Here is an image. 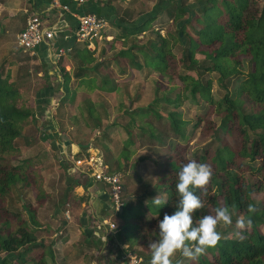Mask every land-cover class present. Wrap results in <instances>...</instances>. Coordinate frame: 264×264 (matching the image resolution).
I'll return each instance as SVG.
<instances>
[{
  "label": "trees",
  "instance_id": "trees-1",
  "mask_svg": "<svg viewBox=\"0 0 264 264\" xmlns=\"http://www.w3.org/2000/svg\"><path fill=\"white\" fill-rule=\"evenodd\" d=\"M162 2L169 6L166 11L162 9L172 20L175 36L170 33L163 37L155 31L157 39L137 44V37L153 29L150 25L159 14L130 28L123 27L120 20L115 24L121 32L119 39L129 44L126 51L117 55L121 75L126 65L131 70L147 68L162 76L175 73L184 91L189 89L191 98L198 95L212 107L217 122L208 120L200 127L201 121L197 120L193 130L201 128L198 138L207 137L210 142L205 148L195 147L190 152L192 135L188 136L186 129L191 121L182 120L178 113L184 100H165L172 108L165 113L169 132L173 135L169 140L151 124H136V119L150 115L161 119L153 105L142 113L132 111L128 124L123 126L129 138L123 145L121 161L130 162L138 154L143 136L159 145V151H165L166 146L171 149L166 150L164 158L153 159L156 172L142 184L143 191L138 198H127L130 193L125 196L124 207L117 214L121 221L118 227L115 225L116 238L133 256L141 257L139 254L143 253L151 256L149 243L159 238L158 222L166 213L171 215L178 203L175 188L178 173L189 160H196L211 166L213 175L205 189H194L204 207L194 213L193 219L209 215L210 209L214 212L218 207L228 206L233 224L221 232L222 239L215 247L207 249L196 260L177 253L173 264H264V3L255 14L249 0H198L194 7L183 4L182 0ZM188 28L196 37L187 31ZM177 45L182 48L183 55L176 63L173 50ZM77 47H82V51ZM69 48L68 55L74 56L76 68L73 77L79 81L77 89L86 93H120L110 81L113 77L103 68L105 62L96 65L94 54L85 46L74 43ZM199 53L205 55L208 66H202V61L197 59ZM140 57L144 62L142 66ZM245 58L251 59L253 64L246 74L239 69ZM189 72L198 77L194 79ZM205 72L217 74L218 86L223 91L220 100L213 98L210 85L203 81ZM106 73L109 76L102 78ZM61 74L63 107L60 111L74 102L70 100L71 75L64 68ZM89 75L93 77L92 84L85 85L83 78ZM243 75V79L238 78ZM135 101L130 102L134 105ZM90 105L86 110L93 120L92 114L99 104ZM127 113H122V118ZM34 116L35 107L22 98L18 84L11 82L0 66V264H53L55 261V241L47 238L49 231L38 219L39 209L50 199L40 166L31 159L13 163L16 153L21 156L26 152L17 143L23 137V130L35 123ZM136 126L139 136L136 131L129 130ZM122 167L120 164L119 169ZM22 194L31 197L30 200L23 202ZM158 195L165 201L160 206L152 202ZM250 204L256 209L254 213L248 212ZM240 216L250 218L251 224L242 230L236 228V235H232L231 229L235 228ZM109 248V245L105 248L108 256L111 255Z\"/></svg>",
  "mask_w": 264,
  "mask_h": 264
},
{
  "label": "crops",
  "instance_id": "crops-1",
  "mask_svg": "<svg viewBox=\"0 0 264 264\" xmlns=\"http://www.w3.org/2000/svg\"><path fill=\"white\" fill-rule=\"evenodd\" d=\"M84 1V5L78 6L73 0H63V3L68 5L70 10L69 12L61 13L59 9L52 8L51 0H0V66H2L4 74H6L8 79L20 86L22 84H27L29 79L30 83H33L35 81L33 79L34 76L40 79L37 81H39L41 85L40 91L42 92L39 91V93L36 94L38 96L34 99L36 104L34 116L35 125L37 124L36 128L38 132H40V141L47 142V145L51 149H54L56 160L61 162L60 165L63 171L65 169L62 177L63 188L61 189L62 198L59 200L60 202H54L52 208L48 211V218L41 219V211L47 209V206L52 201V195L48 192L50 194V199L47 204L38 211L39 221L49 231V236L47 238L51 241H55V261L53 264H128L125 259L133 254L128 252L126 246L120 245L118 238H116L115 229L109 227V222H115L109 187L100 181H95L92 176V170L86 167L83 161L90 157H94V159L100 163L97 165L96 170L119 173L123 186V179L131 178L129 174H131V162L133 164V161L131 160L127 163L121 160L119 161L124 146L121 145L119 138H115L109 133L111 127H104V120L101 117L95 118L93 116V120H91L88 111L85 112L83 110L84 108L86 110V107L79 106L77 110H73V102L70 104L71 108L69 106V108H64L61 111L64 115V119L57 121L55 119L56 112L54 114L50 113L53 108V106L51 107L53 103L51 98L52 88L50 85H47V81L50 83L52 75H54V73H61L62 68H64L71 75L70 86L74 83L77 88L79 81L73 77L76 69L75 63H73L74 60H72L74 56L69 57L68 55L66 60L64 59L56 63L52 51L59 47L69 48V46H73L75 43L77 17L82 15V13L97 16L102 15L103 18L105 17L110 23L109 25H111L103 34V40L95 44L96 52L94 53V58L97 59L101 57L99 61L97 60L96 65L106 59L108 62L113 61V59L108 57H105V59L103 53L102 55L100 54L103 50V48L101 49L100 47L102 42L107 46L105 47L107 48L106 51H118L115 56H117L119 52L126 51L129 48L127 42L119 39L121 32L115 28V24L118 23L119 20L122 21L123 27L130 28L132 25L141 24L150 16L148 15L149 13H146V15L137 19L133 24H128L126 23L127 21L121 20L117 16L115 8H112L109 4H104L107 0ZM31 16L39 17L43 29L50 30L56 25L60 28L59 33L54 36L50 42L41 44L36 50L35 56L24 54V52L18 48L9 47L4 43V36L14 32L17 37L26 27L28 18ZM111 21L113 24H111ZM145 33H142L139 37H142ZM139 37H137V39ZM77 50L82 51V47H77ZM20 54L32 59L30 62L36 61V65L40 66L42 71H35V73L33 71H24L22 73L21 70L23 66ZM104 67H107V62L104 63L103 68ZM14 69L18 70V74L15 76L13 72ZM26 69L29 68L26 67ZM101 77L106 78L107 76L103 74ZM92 78L93 77L90 75L85 76V78H83V83H85V85H91ZM60 79H62V77ZM110 81L115 84L113 78H110ZM62 82L63 80H61V84ZM70 91V100L72 102L75 101L74 99L77 98L76 95L78 93L74 94L73 89ZM23 93L25 94L26 91H24L21 86L20 94L22 97ZM97 94H101L102 96L109 95L108 93L98 91L86 93L84 90L83 92L80 91V94L77 96L81 95L92 98L96 97ZM87 101L88 100L85 101L84 105H90L91 102ZM92 104H95V102ZM97 112L98 111H96V113ZM98 126L101 128H98ZM97 128L100 131L103 130V134H105V132L108 133L107 141L104 142V144L100 141L95 142V137L92 136L87 145H82L75 139L76 135H72V137L69 136L72 132H83L84 134L93 135ZM33 145L31 140H26V145H24L26 147V152L32 149ZM79 156L83 157L80 159L83 164L77 166L76 162L80 160L76 158ZM64 162H67L69 165L68 168L63 167L62 164ZM120 164L124 166L121 169H119ZM40 169L43 170V166H40ZM138 172L137 170L131 174L133 175V180L131 179L133 181H131L133 186L131 185L128 187L130 195L127 198L129 199L138 198L142 192L139 187L141 182L136 180L138 177L136 173ZM79 173L85 177L82 178ZM140 176L143 177L142 175ZM43 177L45 179L44 175ZM81 180L83 183H81ZM125 188L124 186V190ZM67 198L68 200L66 201ZM108 245L111 246V248H109L111 250V252H109L111 253L110 256L106 254L107 249H105Z\"/></svg>",
  "mask_w": 264,
  "mask_h": 264
},
{
  "label": "rangeland",
  "instance_id": "rangeland-1",
  "mask_svg": "<svg viewBox=\"0 0 264 264\" xmlns=\"http://www.w3.org/2000/svg\"><path fill=\"white\" fill-rule=\"evenodd\" d=\"M102 1H105V0H102ZM182 1H183V4L190 5L193 7L197 6L198 4L197 2L198 0H182ZM249 1H250V7L252 8V12L255 14L258 13V11L262 7V4L264 3V0H249ZM106 2L112 8H115L117 12V16L121 20L127 21L126 23L128 24L129 23L133 24L135 21H137V19L146 15V13L147 14L149 13L148 15L150 17H153L156 14H159L160 17H158L156 21L153 22L152 25H150V28L151 29L153 28V29L146 31L145 35L137 39V44L139 46L142 44L144 45L149 40L157 39L156 32L160 33V35H163V37H165L167 34H170V33L173 36H175V30L172 27V20L168 19L167 13L165 12L166 9L169 8V6L163 3L162 0H107ZM109 26L111 27V25ZM187 31L190 34H192L193 37H196V35H194L195 33L190 28H188ZM4 38H5L4 43L7 46L18 48L16 45V35L14 32H12V34L9 33L5 35ZM100 47L101 49L103 48L102 50L103 52L101 51L100 54L102 55L103 53L105 55L103 56L104 58L108 57V58L113 59V61L108 62L107 59L105 58L106 60H104L102 63L107 62L108 68L104 67V70L105 72L109 73L111 77H113V80L115 81L114 85H116L120 93H117V94L115 93L111 95L109 94L107 96H102L101 94L99 95L97 94L96 97H92V98H87L86 96H81V95L77 96L78 94H80V91L83 92L84 90L77 89L76 85L72 83L70 88L73 89L74 94L78 93L76 95L77 98L74 99L75 101L73 103L74 104L73 110H77L79 106L86 107V109H88L90 105H84L86 100H88L87 102H91V104L94 102L95 103L97 102L99 106H97L96 108L97 110L94 109V113L92 115L95 118L101 117L104 120L103 121L104 127H108V126L111 127V131H109V133H111V135H113L115 138H119L121 145H124V143L127 141L129 136L127 135V132L123 130V126H126L128 124L129 119H130L129 116L132 113V111H135V112L137 111L138 113H142L143 109H146L149 106L153 105L155 107L154 108L155 113L158 115L161 114V116L159 117L161 119H158L153 115H150L148 117L143 118L142 120L136 119V124L139 123V125L142 124V126L143 124H146V123L151 124L153 128L156 130V132H159L161 134L163 133L165 138L169 140L171 137H173V135H171V132H169L168 121L165 118V113L167 114L171 112L172 108L165 104V100L171 99L174 101L176 100V98H180L184 101H183V106L181 110H178V113L181 115L182 120H185L187 122L191 121L189 123V126L186 129V134L188 136L192 135V141L190 142V145H191L190 152H192V150L195 147L205 148L206 146H208L207 144L210 142L209 138L207 137L198 138L201 128H197L196 130H193V125L197 122L198 119H200L201 121L200 127H202L205 124V121H208V120L209 122H213V123L217 122V119L214 117V115L211 112L212 107L208 105L206 101L201 99L198 95H196L195 99L191 98L189 89L188 91H184L183 84L176 77L175 73L169 74L167 76H162L161 74H158L147 68H142L141 71L131 70L129 69L130 66L126 65L125 73L124 75H121V69H120L121 67H119V64H118L121 62L117 58V56H115L118 51L116 52L115 50H112V51L109 50L110 52L106 51L107 48L105 47L107 46L105 45L104 42L101 43ZM182 52H183L182 48L178 45L173 50L176 63L181 59L183 55ZM66 57L64 58L65 60L67 59ZM100 58L101 57L97 58L96 60L99 61ZM21 59H22V66H23L22 67L23 69L21 70L22 73L24 71H27V72L33 71L34 73L35 71L36 72L42 71V68L36 65L35 63L36 61L30 62V60L32 59L25 57V55H21ZM197 59L202 61V66L204 64L205 66H208V64H206L207 61H205L204 54L199 53L197 55ZM250 61L252 62L251 59L245 58L243 60V63L239 67L240 71H242L245 74L248 71H250L253 65L250 63ZM139 63L141 66H142V63H144L142 57H140ZM26 67H28L29 69H26ZM17 71L18 70L16 69L13 70L14 76L18 74ZM107 73L106 75L109 76V74ZM188 74L194 79L198 77L193 72H189ZM244 75L238 76V78L243 79ZM61 77H62V74L60 72L58 74L54 73V75H52L51 77L50 83L47 81L48 83L47 85H50V87L52 88L51 98H52L53 103L51 104V107L53 106V108L51 109L50 113L54 114L56 112L55 119L57 121H60V119H64V115L60 111V108L63 107L60 101L61 93L63 91L62 87L59 85L62 80L60 79ZM202 78L204 82L210 85L211 94L213 95V98L215 100H220L223 97V91L218 86L217 74L216 73L208 74L205 72ZM33 79L35 80L33 83H30V79H29L27 84L21 85L24 91H26L25 94L23 93L22 98L26 100V102L30 104V106H34L36 108L34 99H36V97L38 96L36 94L39 93L41 85L39 81H37L40 79H38L36 76H34ZM18 86L21 87L19 84ZM231 92H232V88H231ZM131 100L133 101L136 100L134 105L131 104L130 102ZM121 102H123L122 107L119 109L118 105L121 104ZM66 108H69V106L67 105ZM83 110L87 112L85 108ZM96 111L98 112L96 113ZM126 111L128 112L127 113L128 115L122 118L121 114L122 113L125 114ZM36 125L34 123L33 125L27 126L22 132L23 133L22 139H20L17 143L18 145H21L22 147L26 148L24 145H26V140L29 139L34 144L32 146L33 148L23 153L21 156H20V153H16L14 155L13 163L17 164L18 161L22 159L23 161L27 159H31L38 166H43V170H41V174L45 176L44 186H45L46 191L50 192V194L52 195V199H51L52 201L47 206V209L41 211L40 218L45 219V218H48V215H49L48 211L52 208V204L54 202H60L59 200L62 198L61 197L62 195L61 189L63 188L62 177L64 174L63 172H65V169L63 171L62 166L60 165L61 162L56 160V157L54 156V153H55L54 149H51L47 145V142L45 143V141L44 142L40 141L41 140V138L39 137L40 132H38ZM137 126L135 128H129V130L131 132L136 131L138 134L139 130L137 129ZM98 128H101V127H98ZM98 128L95 129V133L93 135L84 134L83 132H75V133L72 132L71 134H69V136L72 137V135L73 136L76 135L75 139L82 145L83 144L87 145L88 141L90 140V138H92V136L95 137V142L100 141L101 143L104 144V142L107 141L108 133L105 132V134H103L102 132L103 130L100 131ZM137 136H139V134ZM139 145H140L139 146L140 148H138V154L132 158V161L133 162L135 161V163L133 165L131 162V166H132L131 174L133 172H136L137 170L139 171L138 173H136L138 174V177L136 180L141 182V184H139V187L142 188V184L147 179H149L150 176H153V174L156 172V168L152 165L153 159L154 158H161V159L164 158L167 155L166 150H170L171 148H169V146H166L165 151H159L157 148L159 145L151 141L149 138H147V136L141 137ZM82 158L83 157L79 156L76 159L80 160ZM80 162L82 161L80 160ZM62 165L67 168L69 166L67 162H64ZM133 166L135 167L133 168ZM47 174H50V175H47ZM131 174H129L131 178L123 179L124 186L126 187L125 192L127 191L125 193V196H127L129 193L128 187H130L131 185L133 186V183H132L133 175ZM140 175H142L144 178L141 177ZM20 197H21L20 199L23 200V202L25 200H30L31 198V197L28 198L26 197V195H23V194ZM209 214H214V212L210 209ZM114 221H115L114 225L118 227L121 221L119 216L114 215ZM226 227L227 226L221 225L218 227V231L222 232L223 230H225ZM236 228L237 227L235 225V228L231 229L232 235H236ZM158 239L159 238H156L155 240H158ZM139 255H141V258L144 260L151 259V256L147 255L146 253L139 254Z\"/></svg>",
  "mask_w": 264,
  "mask_h": 264
},
{
  "label": "clouds",
  "instance_id": "clouds-1",
  "mask_svg": "<svg viewBox=\"0 0 264 264\" xmlns=\"http://www.w3.org/2000/svg\"><path fill=\"white\" fill-rule=\"evenodd\" d=\"M212 175L211 166L196 160H189L182 166L175 185L178 203L171 215L166 213L158 222L159 239L149 243L150 264H173L177 253L189 260H196L222 239L219 226L233 224V215L228 206L218 207L214 214L205 215L199 220L193 219L194 213L204 207L194 189H205ZM152 202L156 206L165 203L159 195ZM255 210L253 205L248 206L249 213H254ZM235 224L242 230L251 224V219L240 216Z\"/></svg>",
  "mask_w": 264,
  "mask_h": 264
},
{
  "label": "built area",
  "instance_id": "built-area-1",
  "mask_svg": "<svg viewBox=\"0 0 264 264\" xmlns=\"http://www.w3.org/2000/svg\"><path fill=\"white\" fill-rule=\"evenodd\" d=\"M78 5H84V0H73ZM51 6L54 9H59L61 13L69 12V6L63 3V0H51ZM39 17H30L27 21L26 27L17 35L16 45L18 49L24 52V54L35 56L36 50L43 43L50 42L54 36H56L60 28L55 26L54 28L47 30L41 26ZM109 28V22L97 15L84 14L77 17V28L75 32V43L85 46L87 51L91 54L96 52L95 44L103 40V34ZM54 49V48H53ZM56 63L61 62L70 53V48L59 47L52 51ZM84 165L92 170V176L95 181H100L104 185L109 187L111 195L112 209L114 215H117L122 211L124 207L125 192L124 186L121 182V175L115 172L96 170L97 165L100 164L94 157H90L83 161ZM80 161L76 162L77 166L83 164ZM109 227L115 229L113 222H109ZM128 264H150V260H144L141 257L128 256Z\"/></svg>",
  "mask_w": 264,
  "mask_h": 264
},
{
  "label": "water",
  "instance_id": "water-1",
  "mask_svg": "<svg viewBox=\"0 0 264 264\" xmlns=\"http://www.w3.org/2000/svg\"><path fill=\"white\" fill-rule=\"evenodd\" d=\"M75 31H76V30H75ZM59 85L62 87L61 83H60Z\"/></svg>",
  "mask_w": 264,
  "mask_h": 264
}]
</instances>
